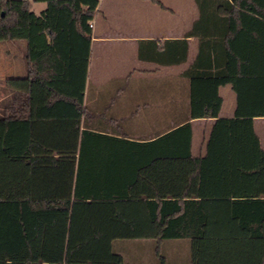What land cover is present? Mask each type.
<instances>
[{
    "label": "trees",
    "instance_id": "trees-1",
    "mask_svg": "<svg viewBox=\"0 0 264 264\" xmlns=\"http://www.w3.org/2000/svg\"><path fill=\"white\" fill-rule=\"evenodd\" d=\"M34 2L45 8L35 13ZM195 2L186 36L198 49L180 73L188 113L139 140L93 128L99 115L84 103L99 0H0V41L24 42L26 69L1 100L0 264H129V241L142 238L154 240L155 264L192 239L225 240L232 264H264V150L253 126L264 117V0ZM187 48L186 37L142 40L138 59L180 64ZM225 85L230 118L219 117ZM193 118H214L200 157Z\"/></svg>",
    "mask_w": 264,
    "mask_h": 264
},
{
    "label": "crops",
    "instance_id": "crops-1",
    "mask_svg": "<svg viewBox=\"0 0 264 264\" xmlns=\"http://www.w3.org/2000/svg\"><path fill=\"white\" fill-rule=\"evenodd\" d=\"M158 1L163 7L150 0H99L91 20L84 90V103H88L93 114L99 115L93 118V128L114 133L121 129L129 137L148 140L176 127L186 117L188 80L180 73L197 53L198 39L186 34L198 17V8L195 0ZM212 29L204 26V30ZM183 37L188 48L186 59L180 64L159 65L138 59L139 41ZM128 76L123 88H118ZM161 80L163 85H159ZM135 81L142 86L135 87ZM218 92L222 98L219 117H233L235 93L228 85L220 86ZM213 122L214 118L190 119L193 157L205 154V142ZM253 126L264 150V117H254ZM228 200L219 199L218 205L229 207ZM212 202L216 203L217 197ZM140 222L148 225L146 218H140ZM177 242L180 247L173 245L168 254L170 264H189L190 250L192 264H232L226 250L229 243L225 240L192 239L191 245L189 240L174 243ZM216 243L219 249L215 250ZM153 246L151 238L130 240L125 253L127 262L155 264Z\"/></svg>",
    "mask_w": 264,
    "mask_h": 264
},
{
    "label": "rangeland",
    "instance_id": "rangeland-1",
    "mask_svg": "<svg viewBox=\"0 0 264 264\" xmlns=\"http://www.w3.org/2000/svg\"><path fill=\"white\" fill-rule=\"evenodd\" d=\"M44 7V2H34L32 3L31 9L35 13H38L39 11L44 9ZM23 44V41H16L14 43L9 41H0V108L1 100L8 95L9 89L7 87V80L11 77L25 76L26 72L25 63L23 59ZM84 90L85 89H83V92ZM160 252L161 254L165 255H167L168 253V251L165 250H161Z\"/></svg>",
    "mask_w": 264,
    "mask_h": 264
},
{
    "label": "built area",
    "instance_id": "built-area-1",
    "mask_svg": "<svg viewBox=\"0 0 264 264\" xmlns=\"http://www.w3.org/2000/svg\"><path fill=\"white\" fill-rule=\"evenodd\" d=\"M89 26L92 27V22L91 21L89 22Z\"/></svg>",
    "mask_w": 264,
    "mask_h": 264
}]
</instances>
